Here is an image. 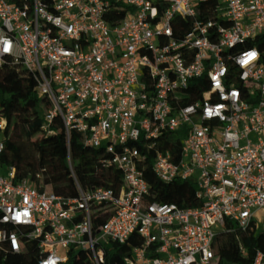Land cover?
<instances>
[{
  "label": "built area",
  "instance_id": "1",
  "mask_svg": "<svg viewBox=\"0 0 264 264\" xmlns=\"http://www.w3.org/2000/svg\"><path fill=\"white\" fill-rule=\"evenodd\" d=\"M5 61L32 73L46 122L77 131L122 181L67 197L0 172L1 264L8 251L67 264L71 249L94 264H216L226 219L244 229L264 208V0H0ZM5 127L0 115V154ZM165 131L181 156L155 148L153 173L195 178L197 207L146 202L142 169ZM101 203L111 213L94 228Z\"/></svg>",
  "mask_w": 264,
  "mask_h": 264
},
{
  "label": "trees",
  "instance_id": "2",
  "mask_svg": "<svg viewBox=\"0 0 264 264\" xmlns=\"http://www.w3.org/2000/svg\"><path fill=\"white\" fill-rule=\"evenodd\" d=\"M36 87V79L25 68L6 61L0 65V115L6 119L0 168L5 171L12 167L14 181L30 179L41 190L47 186L53 193L67 197L77 196L78 185H101L118 190L121 187L122 170L107 164L104 152L86 151L77 131L70 130L67 137L58 117L48 124L45 116L51 103ZM177 133L165 131L156 147L148 151L146 166L142 169L143 177L149 184L146 202L174 203L180 208L197 207L200 201L196 197L195 178L162 182L152 170L155 148L169 151L171 160L179 161L181 139ZM110 213V207L103 203L95 206L93 227H100ZM239 242L244 246L245 254L241 253ZM212 245L216 264H252L256 251L264 250V231L254 219L244 229L235 221L226 219ZM3 263L33 264L31 257L24 251H8ZM67 264H94V261L89 253L71 249Z\"/></svg>",
  "mask_w": 264,
  "mask_h": 264
},
{
  "label": "rangeland",
  "instance_id": "3",
  "mask_svg": "<svg viewBox=\"0 0 264 264\" xmlns=\"http://www.w3.org/2000/svg\"><path fill=\"white\" fill-rule=\"evenodd\" d=\"M6 173L7 169L4 171L3 169L0 168V172ZM253 219L258 225H261L264 222V208H260L257 210L253 216Z\"/></svg>",
  "mask_w": 264,
  "mask_h": 264
},
{
  "label": "clouds",
  "instance_id": "4",
  "mask_svg": "<svg viewBox=\"0 0 264 264\" xmlns=\"http://www.w3.org/2000/svg\"><path fill=\"white\" fill-rule=\"evenodd\" d=\"M5 44V48L3 49V51L7 52L9 51L10 47H11V43L9 41H4ZM254 55V53H253ZM49 264H54V262L50 261Z\"/></svg>",
  "mask_w": 264,
  "mask_h": 264
}]
</instances>
